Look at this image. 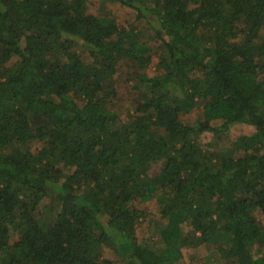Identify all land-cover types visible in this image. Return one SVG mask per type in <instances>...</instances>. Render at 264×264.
I'll use <instances>...</instances> for the list:
<instances>
[{"label": "trees", "instance_id": "16d2710c", "mask_svg": "<svg viewBox=\"0 0 264 264\" xmlns=\"http://www.w3.org/2000/svg\"><path fill=\"white\" fill-rule=\"evenodd\" d=\"M107 1L0 0V264H264V0Z\"/></svg>", "mask_w": 264, "mask_h": 264}, {"label": "rangeland", "instance_id": "374dc122", "mask_svg": "<svg viewBox=\"0 0 264 264\" xmlns=\"http://www.w3.org/2000/svg\"><path fill=\"white\" fill-rule=\"evenodd\" d=\"M99 3L100 4L98 9L96 8L95 10L98 16H103L107 10L111 11L112 13H116L115 11L116 5H114L111 1L99 0ZM118 17H120L119 14ZM129 17L132 19V23H136V25L138 24V26H142V27L146 26L144 25V22L142 20L134 19V14H130ZM124 19L125 17L118 18V21ZM142 23L144 26L142 25ZM148 32H150L149 29ZM145 37L148 40L149 45L152 46L151 47L152 51L156 52L157 42L154 40L155 42L154 43L153 41L149 40L150 34H147ZM147 71L149 73L153 72V67L149 66ZM121 86L125 88L127 84L125 83ZM124 94H127V91L125 92L123 89V92H121V97H123ZM201 115H202L201 106L199 105L191 113H189V117H190L189 119L197 120L201 118ZM243 131L244 130L241 129L239 126H233L230 130L217 134L215 136L216 142L218 145H220V147L225 148L230 145L231 139L234 138V136L243 133ZM148 204H149V211H153L154 210L153 202L150 201V203ZM149 218L150 220L148 221L146 220L137 226L138 238L144 241L147 240L148 239L147 236L151 234L150 239L155 242H158L160 240L158 230L160 229L161 224L154 222V220H160V215L155 213L154 215H151V217ZM181 252H182L181 258L178 261L171 260L167 264H222V261L219 258V254L215 248L205 249L203 246H201V247H197L196 249L195 248L187 249V251L183 249L181 250ZM106 254H108L109 257L112 258V260H116V262L120 264L124 263V261H121L119 258L115 257L110 250H108Z\"/></svg>", "mask_w": 264, "mask_h": 264}]
</instances>
